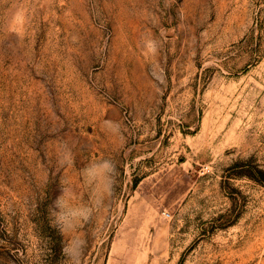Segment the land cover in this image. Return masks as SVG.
Here are the masks:
<instances>
[{"label": "rangeland", "instance_id": "rangeland-1", "mask_svg": "<svg viewBox=\"0 0 264 264\" xmlns=\"http://www.w3.org/2000/svg\"><path fill=\"white\" fill-rule=\"evenodd\" d=\"M103 157L81 264H264V0H0V264H61Z\"/></svg>", "mask_w": 264, "mask_h": 264}, {"label": "clouds", "instance_id": "clouds-1", "mask_svg": "<svg viewBox=\"0 0 264 264\" xmlns=\"http://www.w3.org/2000/svg\"><path fill=\"white\" fill-rule=\"evenodd\" d=\"M106 130L122 136V126L118 122L105 121ZM74 163V145L70 140L62 139L58 145L57 164L60 167ZM117 165L111 157L91 161L81 170L83 182L90 191V203L77 204L73 201L72 189L64 185L59 195L49 206V220L53 228L63 237L61 264H81L80 258L87 245L79 230L88 223L94 213L104 206L117 184ZM65 237L67 239H65Z\"/></svg>", "mask_w": 264, "mask_h": 264}, {"label": "trees", "instance_id": "trees-1", "mask_svg": "<svg viewBox=\"0 0 264 264\" xmlns=\"http://www.w3.org/2000/svg\"><path fill=\"white\" fill-rule=\"evenodd\" d=\"M258 179H262V178H258ZM264 181V180H263Z\"/></svg>", "mask_w": 264, "mask_h": 264}]
</instances>
